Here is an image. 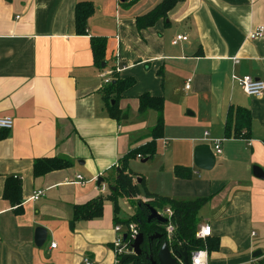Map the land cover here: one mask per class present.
Instances as JSON below:
<instances>
[{
	"label": "crops",
	"instance_id": "1",
	"mask_svg": "<svg viewBox=\"0 0 264 264\" xmlns=\"http://www.w3.org/2000/svg\"><path fill=\"white\" fill-rule=\"evenodd\" d=\"M83 1L94 12L79 36L74 12ZM162 1L0 0V118L13 120L10 131H0V264H114V220H128L135 207L120 197L114 212L110 180L120 158L151 141L157 114L138 112L143 94L163 99L164 126L154 157L130 160V172L153 195L210 197L198 211L206 209L198 228L209 225L218 240L207 264H264V180L252 173L257 167L264 174V92L249 97L231 80L264 83V36L248 39L264 26V0H184L138 31L136 18ZM178 35L187 41L173 45ZM91 39L105 40L100 67ZM115 69L111 82L134 80L118 102L119 121L108 115L113 101L101 76ZM230 106L249 111L248 140L225 139ZM207 140H221L220 156ZM203 146L221 170L195 168L194 150ZM56 157L71 166L33 178L35 160ZM176 167L190 177H176ZM8 179L21 184L20 213L2 197ZM99 197V218L73 221L76 206ZM36 228L46 231L41 247Z\"/></svg>",
	"mask_w": 264,
	"mask_h": 264
},
{
	"label": "trees",
	"instance_id": "2",
	"mask_svg": "<svg viewBox=\"0 0 264 264\" xmlns=\"http://www.w3.org/2000/svg\"><path fill=\"white\" fill-rule=\"evenodd\" d=\"M184 0H163L153 10L147 14L137 17L135 20L138 31L152 27L158 20L166 19L167 14L179 3ZM94 7L91 2H78L75 6L74 24L75 32L79 36L87 35V20L93 14ZM91 50L95 65L100 67L104 60L105 40L91 39ZM134 85L133 79L112 81L105 89L107 99L113 101V105H109L107 111L110 118L119 121L121 113L118 109V102L121 95ZM138 112L140 114L152 110L157 114L156 123L151 130V141L144 146L129 151L126 155L118 160L115 171V177L112 181V187L115 189L111 192L108 199L113 202V210L118 213L117 200L120 197L130 199V203L135 207L134 215L126 221L114 220L115 224L128 225L133 223L142 234L144 241L140 247L141 254L136 260H126L122 264H150L151 257L156 261L159 248L166 240V225L151 221L147 218L150 209L163 214L165 210H169L170 223L174 227V233L168 247L173 254L181 256L184 252L190 260L192 253L205 249L207 252H213L218 249V240L207 238L204 242L196 239L195 235L198 229L199 220L198 211L207 204L210 197L196 198L194 200H179L173 198H164L147 192L143 178H140L141 185L146 192L147 201L143 202L138 199L139 192L134 184L133 179L138 176L130 172L128 163L132 159L141 158L150 161L155 153V142L162 138L163 132V109L164 101L160 97H153L149 94H143L138 98ZM250 113L247 109L241 107L230 106L226 113V121L224 126L225 139H249L250 131ZM71 162L63 157L38 159L33 162L32 173L33 178H39L47 173L69 168ZM174 175L179 178H189L190 171L187 169L176 167ZM2 197L15 208V213L21 211V184L18 181L8 179L5 183ZM135 199V200H134ZM134 200V201H133ZM103 199L101 197L93 199L82 206H76L73 210V221H89L99 218L102 214ZM167 220V217H165ZM152 236H160V239L151 240Z\"/></svg>",
	"mask_w": 264,
	"mask_h": 264
},
{
	"label": "built area",
	"instance_id": "3",
	"mask_svg": "<svg viewBox=\"0 0 264 264\" xmlns=\"http://www.w3.org/2000/svg\"><path fill=\"white\" fill-rule=\"evenodd\" d=\"M133 0H129L131 2ZM264 36V26H260L255 28L250 34L248 35L249 40H256L260 39ZM187 37L183 35H178L174 38L172 41V44H178L180 42H186ZM234 63H238L237 60H233ZM117 69L115 70H108L105 71L101 76L104 78L103 83L105 85H108L111 83V80L115 74H117ZM232 82L236 83L243 91V93L249 97L253 98H260L264 92V83L260 80H256L253 78H250L248 76H244L242 78H237L235 76H232L231 78ZM190 80H187L184 89H189ZM13 127V120L10 117H3L0 118V131H10ZM205 139L208 137L207 133L204 134ZM211 143L213 154L215 156L221 155V140H207ZM76 179L78 181H81L82 178L80 176H77ZM43 195V191H38L34 193L31 197V200L33 202L37 201L41 196ZM162 218L167 217V225L165 229L166 233V240L167 242H171L172 236L174 233V227L169 221V217L171 215V212L169 210H165L163 214L157 212ZM165 219V218H164ZM113 231L115 233V238L112 244V250L114 253V264H120V260L125 255H131L133 254L132 251V244L136 240L139 231L136 228V225L133 223H130L128 225H121L116 224L113 228ZM211 227L209 225H203L197 229L196 232V239L205 241L207 238L211 237ZM124 236L126 237L124 239ZM51 248H55V245L52 244ZM203 254V255H201ZM85 264H89L87 261H85ZM189 264H207V252L205 249L196 251L192 253L191 258L189 260Z\"/></svg>",
	"mask_w": 264,
	"mask_h": 264
},
{
	"label": "water",
	"instance_id": "4",
	"mask_svg": "<svg viewBox=\"0 0 264 264\" xmlns=\"http://www.w3.org/2000/svg\"><path fill=\"white\" fill-rule=\"evenodd\" d=\"M111 104L113 105V102ZM142 162L145 163L147 162V160H143ZM193 164L195 168L198 170L210 171L213 169L215 165V160L209 147L203 146V147H198L194 150ZM252 173L255 178L259 180H264V174L261 169L254 167ZM135 182L139 192L140 199H142L143 202H146L147 195L141 185L140 178H136ZM98 183L100 184L102 183V181L99 180ZM110 190L111 192H113L115 189L110 187ZM147 221L148 222L156 221L162 224L166 223V220L162 218L154 209H150ZM45 238H46V231L43 228H36L34 233L35 246L36 247L43 246L45 242ZM125 238L126 237L124 236V239ZM150 239L151 240L160 239V236H152L150 237ZM143 241H144L143 235L138 234L136 240L133 242L131 246L133 254L123 256L120 260V264L124 263L126 260H136L141 254L140 247ZM149 260H150V264H189V258L187 256V253L184 252L181 256H176L168 247L167 242H163L161 247L159 248L156 256V261H154L151 257L149 258Z\"/></svg>",
	"mask_w": 264,
	"mask_h": 264
},
{
	"label": "rangeland",
	"instance_id": "5",
	"mask_svg": "<svg viewBox=\"0 0 264 264\" xmlns=\"http://www.w3.org/2000/svg\"><path fill=\"white\" fill-rule=\"evenodd\" d=\"M130 112H131V110H130ZM133 121L131 120V117H130V119L127 121V123H129V124H131ZM219 164H221V161H219L218 159H216V161H215V168L213 169L215 172L216 171H218V170H221V169H219L218 167H219ZM212 170V171H213ZM205 212H206V209L205 208H203L200 212H199V214H198V218H200L201 220H204L205 218H204V214H205ZM203 217V218H202Z\"/></svg>",
	"mask_w": 264,
	"mask_h": 264
},
{
	"label": "clouds",
	"instance_id": "6",
	"mask_svg": "<svg viewBox=\"0 0 264 264\" xmlns=\"http://www.w3.org/2000/svg\"><path fill=\"white\" fill-rule=\"evenodd\" d=\"M201 255H203V254H201Z\"/></svg>",
	"mask_w": 264,
	"mask_h": 264
}]
</instances>
